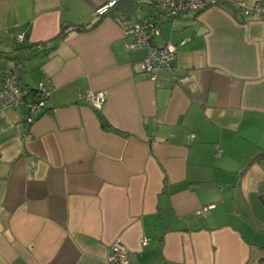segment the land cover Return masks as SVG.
Instances as JSON below:
<instances>
[{
    "label": "crops",
    "instance_id": "1",
    "mask_svg": "<svg viewBox=\"0 0 264 264\" xmlns=\"http://www.w3.org/2000/svg\"><path fill=\"white\" fill-rule=\"evenodd\" d=\"M107 1L0 0V78L51 89L32 123L0 108V264H108L116 238L128 264H264V19L212 6L171 24L120 0L88 26ZM139 20L186 83L142 71Z\"/></svg>",
    "mask_w": 264,
    "mask_h": 264
},
{
    "label": "built area",
    "instance_id": "2",
    "mask_svg": "<svg viewBox=\"0 0 264 264\" xmlns=\"http://www.w3.org/2000/svg\"><path fill=\"white\" fill-rule=\"evenodd\" d=\"M120 0H108L105 4L98 6L92 13L88 26L95 21ZM135 3H149L153 5L158 13L166 18L171 24L179 14L187 11H201L208 7H220L230 13H236L247 19H264V4L258 0H131ZM129 39L125 47L129 51L142 50L140 60L141 69L151 80H156L160 72H167L176 84H184L189 80L187 75H178L174 71L176 56V45L169 40L159 42L161 36L160 26L148 20L134 22L126 31ZM18 43L24 42V35L15 36ZM31 49V48H30ZM38 51L44 50L43 43L39 42L32 46ZM51 94L46 81L41 80L33 88L21 86L19 74L12 70L2 74L0 78V108L4 107H26L23 119L26 123H32L44 111L46 100ZM78 100H86L92 107L98 108L104 101L103 92L88 91L84 94H77ZM188 137L192 139L193 134ZM215 153L219 155L218 145L214 146ZM142 246L147 244V239H140ZM127 248L120 238H116L109 247L105 260L108 264H128Z\"/></svg>",
    "mask_w": 264,
    "mask_h": 264
},
{
    "label": "trees",
    "instance_id": "3",
    "mask_svg": "<svg viewBox=\"0 0 264 264\" xmlns=\"http://www.w3.org/2000/svg\"><path fill=\"white\" fill-rule=\"evenodd\" d=\"M122 1V0H121ZM124 1H126V3H129V4H127L128 5V7L130 6H132L133 5V3H135V2H133V1H131V0H124ZM155 8V7H154ZM155 11H156V13L157 14H159L158 13V11L156 10V8H155ZM160 15V14H159ZM63 35H64V28L62 27V28H60V31L52 38V41H54V42H57L58 40H60L62 37H63ZM97 111V113H98V116H99V118H100V121H101V123H102V125L103 126H107V123H106V120L103 118V116L98 112V110H96ZM260 200H261V202H262V204H264V195H262L261 197H260Z\"/></svg>",
    "mask_w": 264,
    "mask_h": 264
},
{
    "label": "rangeland",
    "instance_id": "4",
    "mask_svg": "<svg viewBox=\"0 0 264 264\" xmlns=\"http://www.w3.org/2000/svg\"><path fill=\"white\" fill-rule=\"evenodd\" d=\"M148 18V17H147ZM148 19H150V20H153V18L151 17V16H149V18ZM167 28H168V24L167 23H165V22H163L162 23V31H163V34H165L166 33V31H167Z\"/></svg>",
    "mask_w": 264,
    "mask_h": 264
}]
</instances>
